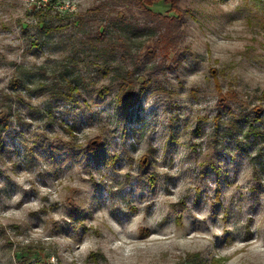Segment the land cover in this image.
<instances>
[{
    "label": "clouds",
    "instance_id": "1",
    "mask_svg": "<svg viewBox=\"0 0 264 264\" xmlns=\"http://www.w3.org/2000/svg\"><path fill=\"white\" fill-rule=\"evenodd\" d=\"M172 3L217 23L185 17L169 60L170 25L143 0H0V264L36 252L42 264H264V0ZM119 39L104 69L83 51ZM129 74L152 81L131 90L134 124L118 117L128 92L114 99ZM66 81L80 87L70 99ZM100 144L110 159L97 169L87 153ZM49 145L79 155L57 163Z\"/></svg>",
    "mask_w": 264,
    "mask_h": 264
},
{
    "label": "rangeland",
    "instance_id": "2",
    "mask_svg": "<svg viewBox=\"0 0 264 264\" xmlns=\"http://www.w3.org/2000/svg\"><path fill=\"white\" fill-rule=\"evenodd\" d=\"M150 9L153 10L154 12H159L163 15H171L173 12L171 10H169V4L168 3H163L162 0L155 2L154 4H152V6H150ZM185 17H189L191 19H195L197 20L198 23H204L206 25L212 26L215 25V23H217V21L215 19L212 18H198V17H194L191 15V12H187V14L182 17V19L175 21V23H173L171 26L172 28H175V25L179 24ZM121 30L124 32V35L128 32H131L132 29L130 27H121L120 28V32ZM34 47L38 46V45H33ZM104 44L100 41V40H90L87 41L84 45L83 51L85 54L90 55L94 58V60L96 61V63L94 64V67L97 69H104V67L102 66V60L105 57L104 55H101L99 52H105V54H107L108 49L106 48V50L104 49ZM244 46V42L243 41H236V40H225L223 43L219 44L218 47L220 49H225V50H235L238 48H241ZM119 46L117 48H115V52L118 50ZM174 48H170V49H165L163 51H161V54L167 56V58L169 60H171L173 58L174 55ZM111 53L110 51L108 52V59L115 53ZM104 56V57H103ZM73 63L75 64L76 61H73ZM139 63V62H138ZM143 78H146L145 75L141 74L138 75L136 77H132V79L135 81L134 85L130 86V90L135 89L136 87L139 86V84L142 82ZM119 79V77H118ZM152 81L149 80L148 84H146L147 86L151 85ZM140 105H141V97L138 95V100L136 105H134L133 107V111L130 113H126L123 110L118 109V117L119 119L126 121L129 124H134L138 121H140L142 119L141 114H140ZM92 117H85L84 115H81L78 119H79V123L74 125V127L79 128V124L82 123H86L88 119H91ZM67 119V118H66ZM246 121H241V123H245ZM96 134V130L94 129H89L86 130V132L84 133L83 136H81L79 138L80 143L83 144L86 140L87 137H91L94 136ZM71 137H65V139H70ZM8 144H15L16 143V139H15V135L13 134H9V138L7 140ZM44 151V153L50 157H53L55 159V161L57 163H61L65 158H67L68 156L71 157H76L77 155H79V153L73 151L70 153H63V154H58L59 150L55 149L53 146L49 145L47 148L42 149ZM21 151V149L19 148V146L17 145L16 147V152L17 154H19ZM218 158L222 159V160H226L228 159V157H226L223 153L218 154ZM110 159V157L107 155V151L105 146L102 144L100 145V147L94 151V152H89L87 153V163L94 167V168H102L105 166V164L107 163V161ZM205 174L209 175V176H215L216 179L220 180L221 182H224V180L226 179V177L223 176V174L221 173V170L216 167V166H209L205 169ZM98 193L101 194L103 193V190L101 188L98 187L97 189ZM73 217H75L76 219H80L84 213H82L79 210H72ZM129 251H131V248L129 249ZM20 258L24 261V264H42L41 260H40V254L38 252L36 253H21L20 254Z\"/></svg>",
    "mask_w": 264,
    "mask_h": 264
},
{
    "label": "trees",
    "instance_id": "3",
    "mask_svg": "<svg viewBox=\"0 0 264 264\" xmlns=\"http://www.w3.org/2000/svg\"><path fill=\"white\" fill-rule=\"evenodd\" d=\"M160 0H143L144 2V6L150 11L152 17L154 20L158 21L160 18H165L167 19V23L170 25L169 31L167 33V35L165 37H162L159 43V48L161 51L163 50H167L170 48H174L175 49V40L177 38V31L176 28H172V24L175 23V21L182 19V17H184L187 12H183L178 10L177 8H175L173 6L172 0H162L163 3H168L169 4V10H171L173 13L171 15H163L159 12H154L153 10L150 9V6H152V4H154L155 2H158ZM121 36H124V32L121 30L120 32ZM101 41V40H100ZM104 44V49L106 50V48L108 49V52L110 51L111 53L115 52V48H117L119 45H121L123 43V39H119V40H106V41H101ZM108 52L107 54H105V52L100 51L99 53L103 57L102 60V66L105 68L107 65V61H108ZM121 80V82L119 83L118 86V90L116 91L115 97L114 99L118 102L120 97H122V101L121 104L119 106L118 109L125 111L126 113H130L133 111V107L134 105H136L137 100H138V94L131 92L130 90V86L134 85L135 81L132 79L131 74H129V77L124 79V78H119ZM149 80H146V78H143L142 82L139 85H144L147 86L146 84H148ZM67 85V91L69 93V99L71 98V96H74L76 94L79 93L80 91V87L77 84L76 86H72L70 81H66L65 82ZM130 91V92H129ZM58 94H63V90L61 92H59ZM264 115V112H259L256 113V118H259L260 116ZM248 117L245 118L244 121H248ZM249 123L250 125L253 123V121L251 119H249ZM252 131H256V129H252ZM102 145V144H100ZM100 145H96L94 146L91 150H89V152H94L96 151Z\"/></svg>",
    "mask_w": 264,
    "mask_h": 264
}]
</instances>
